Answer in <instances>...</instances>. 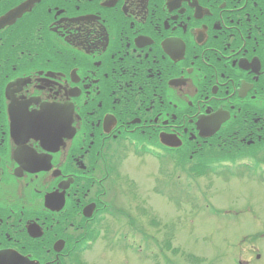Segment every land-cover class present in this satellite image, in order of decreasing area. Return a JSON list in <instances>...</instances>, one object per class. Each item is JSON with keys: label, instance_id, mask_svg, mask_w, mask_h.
I'll use <instances>...</instances> for the list:
<instances>
[{"label": "flooded vegetation", "instance_id": "1", "mask_svg": "<svg viewBox=\"0 0 264 264\" xmlns=\"http://www.w3.org/2000/svg\"><path fill=\"white\" fill-rule=\"evenodd\" d=\"M13 13L0 28L1 254L71 264L89 240L118 247L138 221L126 158L264 157V0H0Z\"/></svg>", "mask_w": 264, "mask_h": 264}, {"label": "rangeland", "instance_id": "2", "mask_svg": "<svg viewBox=\"0 0 264 264\" xmlns=\"http://www.w3.org/2000/svg\"><path fill=\"white\" fill-rule=\"evenodd\" d=\"M120 169L129 177L124 179L126 184L131 180L139 183L137 192L141 198L138 197L137 202L144 205H140L139 212L145 209L148 214L152 213L154 229L162 233L158 235L160 240L157 242L155 233L143 234L137 238L134 248L129 247L128 255L101 252L102 247L97 245L95 252L83 255L81 264H150V251L157 252L159 258H172L174 264H206L189 254L204 256L212 264H238L239 256L251 260L249 264H264V176L262 182L259 178L249 176L240 179L220 178L215 180L211 188H205L200 196L187 193L186 203L176 205L174 192L171 194V203L165 204L162 197L167 185L164 178L168 172L167 165L161 167L154 161L139 162L130 158ZM149 177L156 181L158 187L155 190L159 194L151 192L153 182L149 181ZM170 181L171 185H176L175 178ZM195 181L197 187L207 183L204 180ZM204 202L211 204L214 214ZM164 240L168 241L166 247ZM139 243L143 245L140 252L135 251ZM155 243L154 248L152 245ZM257 252L259 254L254 258ZM160 262L165 264L163 260Z\"/></svg>", "mask_w": 264, "mask_h": 264}, {"label": "trees", "instance_id": "3", "mask_svg": "<svg viewBox=\"0 0 264 264\" xmlns=\"http://www.w3.org/2000/svg\"><path fill=\"white\" fill-rule=\"evenodd\" d=\"M208 151H211V149L206 147V148H204L201 151H198L196 153L201 154V153H205ZM217 160L218 159L214 156L209 159V158H206V154H202V155H199V161L197 163L192 162V161H191V163L186 162L185 166H184V164H181V166L179 165L178 168L179 167L182 168L183 166H184L183 168L189 167L190 170H196V171H198L196 173L203 174V175H205L206 171H211V170L213 171L214 170L213 172L215 175H222L223 176L225 173L222 172V169H224V168L227 169V167L223 166V168L218 169L219 167H216L215 166L216 163H214V161H217ZM218 163H220V162H218ZM209 168H210V170H209ZM259 168H260V166H258L256 169H259ZM205 169H207V170H205ZM256 169H254V170H256ZM194 174H193V176H194ZM172 178H174V177H172ZM172 178L170 180H172Z\"/></svg>", "mask_w": 264, "mask_h": 264}, {"label": "water", "instance_id": "4", "mask_svg": "<svg viewBox=\"0 0 264 264\" xmlns=\"http://www.w3.org/2000/svg\"><path fill=\"white\" fill-rule=\"evenodd\" d=\"M0 264H24L22 261L13 257H0Z\"/></svg>", "mask_w": 264, "mask_h": 264}, {"label": "bare ground", "instance_id": "5", "mask_svg": "<svg viewBox=\"0 0 264 264\" xmlns=\"http://www.w3.org/2000/svg\"><path fill=\"white\" fill-rule=\"evenodd\" d=\"M66 179H68V178H66ZM66 182H68V180H65L64 183H66ZM67 185H68V186H71L72 183L69 182ZM47 196H48V195H47ZM60 249H61V250H64V251L67 250V248L65 247V243H63V245L59 246V248H57L56 251L58 252ZM35 264H40V262H39V261H35Z\"/></svg>", "mask_w": 264, "mask_h": 264}]
</instances>
